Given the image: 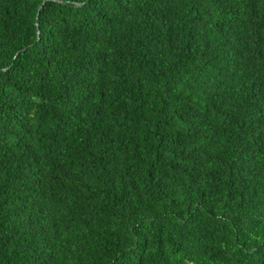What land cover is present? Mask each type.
Segmentation results:
<instances>
[{
    "label": "trees",
    "instance_id": "1",
    "mask_svg": "<svg viewBox=\"0 0 264 264\" xmlns=\"http://www.w3.org/2000/svg\"><path fill=\"white\" fill-rule=\"evenodd\" d=\"M0 264H264V0H0Z\"/></svg>",
    "mask_w": 264,
    "mask_h": 264
}]
</instances>
